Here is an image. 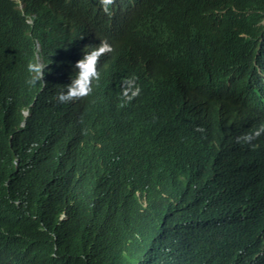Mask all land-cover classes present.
Masks as SVG:
<instances>
[{"label": "clouds", "instance_id": "1", "mask_svg": "<svg viewBox=\"0 0 264 264\" xmlns=\"http://www.w3.org/2000/svg\"><path fill=\"white\" fill-rule=\"evenodd\" d=\"M188 4L199 8L198 0H0V114L10 115L0 127V264L26 254L15 241L23 215L45 243L41 252L32 244L33 260L65 264V215L47 216L37 201L84 185L113 207L127 208L128 189L155 221L173 203L194 232L178 235L183 264H264V32L239 33L246 40L235 50V31L210 22L219 32L208 45L187 44L190 22L177 14ZM219 9L213 21L227 12ZM46 152L50 168L36 177L34 160ZM176 162L194 163L179 196ZM96 226L86 217L80 231L91 240ZM204 239L214 252H196Z\"/></svg>", "mask_w": 264, "mask_h": 264}, {"label": "trees", "instance_id": "2", "mask_svg": "<svg viewBox=\"0 0 264 264\" xmlns=\"http://www.w3.org/2000/svg\"><path fill=\"white\" fill-rule=\"evenodd\" d=\"M199 8L195 5L188 4L177 17L188 21L183 32L184 41L189 44L192 41H200L202 45H208L211 37L213 26L210 22L218 24L220 27L235 31V50L239 49L245 43V38L240 37L239 33H246L250 37H256L259 32H264V0H198ZM232 6L235 8L233 10ZM219 8L227 10L224 17L218 21L213 19ZM223 15V14H222ZM222 17V16H221ZM235 22V25H232ZM182 24L184 21L181 22ZM219 32L218 28L213 30ZM10 120V115L2 118L0 114V127ZM3 128H1L2 132ZM38 159L34 160L32 171L39 177H44L45 170L50 168L47 163L49 160L48 152L44 155L37 154ZM4 161L0 160V177ZM177 166L184 169V184L181 188L176 185L174 192L176 196L190 185L189 177L194 163L185 166L176 162ZM36 176V177H37ZM179 173L174 174V179L167 181L165 191L171 194V188L175 186V181ZM45 182V178H43ZM2 186L0 184V190ZM84 192L80 189L67 190L61 194H49L41 198L39 202L44 205V211L47 216L52 215L56 210H61L65 219L59 223L60 237L58 244L60 251L65 259V264H131L133 261L138 264H183L186 262L184 249L180 246L178 235L186 234L187 231L194 232L184 223L181 213L175 209L173 203L168 202L163 210L159 221H155L147 211L135 207L130 191L127 189V196L130 202L125 207H113L111 204L105 206L100 203L101 192H90L86 185L83 186ZM97 196V199L94 198ZM116 197L124 199V195H110L109 202ZM34 209L33 203H28V210ZM23 220V226L19 228L20 236L15 239L21 248H26L19 261H11L7 258V263L15 262L16 264H41L33 260L34 243L36 251L44 250L45 243L41 240L37 225L28 217ZM93 219L97 222L94 228V235L89 238L80 231V226L85 218ZM12 220V230L18 233V223ZM192 234V236H193ZM175 240L174 252L179 260L173 263V258L169 253L170 239ZM19 237H26V240H20ZM192 239V237H191ZM207 239L200 240L197 244L196 252L210 253L214 252V245L206 244ZM194 242V241H192ZM47 244V243H46ZM117 247L116 255L114 250ZM49 250V245L47 244ZM151 250V251H150ZM149 252V253H148ZM148 257V258H147ZM155 258V259H154ZM150 260V261H149ZM39 262L44 264H57L56 259L46 256ZM218 264H224L221 260Z\"/></svg>", "mask_w": 264, "mask_h": 264}, {"label": "bare ground", "instance_id": "3", "mask_svg": "<svg viewBox=\"0 0 264 264\" xmlns=\"http://www.w3.org/2000/svg\"><path fill=\"white\" fill-rule=\"evenodd\" d=\"M151 251V250H150ZM149 253V252H148ZM148 258V257H147ZM155 259V258H154ZM150 261V260H149Z\"/></svg>", "mask_w": 264, "mask_h": 264}]
</instances>
